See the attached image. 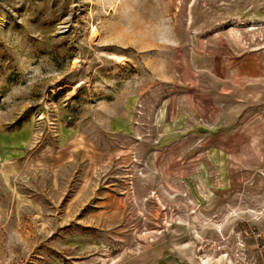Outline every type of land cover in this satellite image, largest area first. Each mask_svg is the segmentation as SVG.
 <instances>
[{"label":"rangeland","instance_id":"1","mask_svg":"<svg viewBox=\"0 0 264 264\" xmlns=\"http://www.w3.org/2000/svg\"><path fill=\"white\" fill-rule=\"evenodd\" d=\"M0 264H264V0H0Z\"/></svg>","mask_w":264,"mask_h":264}]
</instances>
